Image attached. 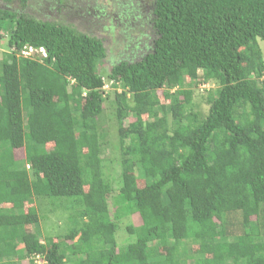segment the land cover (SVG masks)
I'll list each match as a JSON object with an SVG mask.
<instances>
[{"label": "trees", "instance_id": "1", "mask_svg": "<svg viewBox=\"0 0 264 264\" xmlns=\"http://www.w3.org/2000/svg\"><path fill=\"white\" fill-rule=\"evenodd\" d=\"M1 1L0 264H264V0L151 2L150 50L106 76L122 87L116 126L133 118L112 211L102 40ZM25 45L46 56H19ZM199 70L219 84L203 118L186 109ZM38 207L65 211L66 231L41 239ZM134 214L119 247L117 221Z\"/></svg>", "mask_w": 264, "mask_h": 264}, {"label": "rangeland", "instance_id": "2", "mask_svg": "<svg viewBox=\"0 0 264 264\" xmlns=\"http://www.w3.org/2000/svg\"><path fill=\"white\" fill-rule=\"evenodd\" d=\"M153 0H30L27 10L35 17L48 20H59L64 23H70L79 31L91 34L102 40L105 47L106 56L101 60L99 69L104 77L105 89L107 97L104 102V110L101 116V122L108 130V138L106 144L101 147L102 156L107 159L105 163V175L112 183V190L108 195V201L111 211L113 210L112 198L117 192L119 185L120 166L118 161L119 153V137L127 130L128 123L133 120L132 115L124 119L123 127L119 129L116 126L114 117L111 112L114 111V94L112 89L114 86L107 81V72L110 66L121 60L136 61L140 59L146 52L150 50V42L152 40V30L150 27V8ZM0 6H8L0 0ZM13 9H18V2L10 5ZM102 13V14H100ZM0 38V59L2 51L7 50V35L3 34ZM263 58H264V42L259 41ZM190 85L185 88L191 93V100L186 106L187 111L196 112L201 118L205 117L208 110L207 96L211 90L218 87V82L213 79L204 81L201 70L194 79L187 76L186 83ZM175 90V89H174ZM173 91V90H172ZM171 91V92H172ZM158 100L154 102L155 107L160 104L169 105V100L163 97V90L157 91ZM183 102V97H180ZM132 110V109H131ZM130 110V113L132 112ZM143 119H146V114H143ZM48 148L51 144L47 145ZM15 155L18 158L24 157L22 148L15 150ZM138 184L143 185V180L138 179ZM30 204H25V208ZM41 206V205H40ZM50 207V206H47ZM41 219L39 221V229L44 235L57 236L63 234L69 222L67 213L60 208L54 212L47 209L39 208ZM46 212V213H45ZM118 223L116 232V240L119 247H124L132 240L126 232V226L130 223L137 225L139 218L137 215H132L128 218H122ZM22 247V246H21ZM121 249V248H120ZM27 260L22 261V264H27ZM64 264H69L68 262Z\"/></svg>", "mask_w": 264, "mask_h": 264}, {"label": "built area", "instance_id": "3", "mask_svg": "<svg viewBox=\"0 0 264 264\" xmlns=\"http://www.w3.org/2000/svg\"><path fill=\"white\" fill-rule=\"evenodd\" d=\"M19 56L22 57H27V58H31V59H38L41 60L42 57L46 56V50L44 47H33L31 45H25L22 47V49L19 51L18 53ZM262 78L264 79V71L262 74ZM110 83H116L113 80H110ZM106 85H103V88H105ZM114 89H116L118 92H120V90L122 89V87L120 85L116 86V88L114 87ZM32 260L34 262V264H46V260L43 256H41L40 254H35L32 256Z\"/></svg>", "mask_w": 264, "mask_h": 264}]
</instances>
